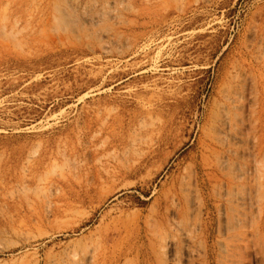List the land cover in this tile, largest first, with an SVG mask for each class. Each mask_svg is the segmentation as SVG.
<instances>
[{
    "label": "rangeland",
    "instance_id": "rangeland-1",
    "mask_svg": "<svg viewBox=\"0 0 264 264\" xmlns=\"http://www.w3.org/2000/svg\"><path fill=\"white\" fill-rule=\"evenodd\" d=\"M0 264H264V0H0Z\"/></svg>",
    "mask_w": 264,
    "mask_h": 264
}]
</instances>
